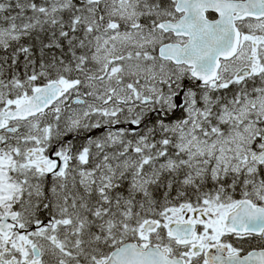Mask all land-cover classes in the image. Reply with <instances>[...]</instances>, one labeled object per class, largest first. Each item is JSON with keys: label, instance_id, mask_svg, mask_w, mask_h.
I'll return each instance as SVG.
<instances>
[{"label": "snow or ice", "instance_id": "snow-or-ice-1", "mask_svg": "<svg viewBox=\"0 0 264 264\" xmlns=\"http://www.w3.org/2000/svg\"><path fill=\"white\" fill-rule=\"evenodd\" d=\"M0 264H264V0H0Z\"/></svg>", "mask_w": 264, "mask_h": 264}]
</instances>
